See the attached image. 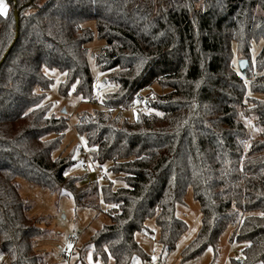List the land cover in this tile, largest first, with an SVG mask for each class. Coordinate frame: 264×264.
Instances as JSON below:
<instances>
[{
	"label": "trees",
	"instance_id": "trees-1",
	"mask_svg": "<svg viewBox=\"0 0 264 264\" xmlns=\"http://www.w3.org/2000/svg\"><path fill=\"white\" fill-rule=\"evenodd\" d=\"M6 2L0 15V264H51L36 250L44 228L29 215L19 178L68 195L77 206L96 209L100 196L109 205L110 222L77 248L79 261L88 251L104 263L148 260L136 234H155L149 219L163 250L174 251L188 229L177 205L192 187L201 228L181 250V264L209 248L215 261L230 225V240L246 242L237 263H264V0ZM90 20L105 42L93 57L103 83L116 87L109 92L97 93L100 82L90 67ZM235 54L248 58L245 74ZM53 70L63 74L60 95L101 106L79 112L75 130L98 172L109 164L122 181L116 189L110 180L90 182L95 168L74 170L83 147L59 151L69 119L47 99ZM136 105L135 116L125 114ZM249 122L258 129L253 138Z\"/></svg>",
	"mask_w": 264,
	"mask_h": 264
},
{
	"label": "rangeland",
	"instance_id": "rangeland-1",
	"mask_svg": "<svg viewBox=\"0 0 264 264\" xmlns=\"http://www.w3.org/2000/svg\"><path fill=\"white\" fill-rule=\"evenodd\" d=\"M37 1L38 3H43L46 0ZM86 25L94 32V38L88 43L91 70L95 78L99 80V84L102 86L103 91H112L116 87L103 83V75L99 72L93 57V54L99 51L100 48L104 46L105 42L97 36L96 23L94 20L88 21ZM262 44L263 42H260L259 44L255 43L253 45V56L259 52ZM241 58L248 59L245 56L235 54L234 64L237 68L238 60ZM48 73L54 78V82L47 92V99L52 102L54 111L56 113H60L63 109H65L69 119V127L62 139V146L59 151H64L66 154L74 146L86 148L84 139L79 136L75 130L77 114L82 110H92L101 108V106L94 102H82L74 94H70L69 96L60 95L58 92V86L63 79V74L57 70L49 71ZM155 89L158 92L161 91L159 88ZM138 106L140 105L129 108L125 111V114L129 117L135 116ZM247 127L252 138L255 137L258 133V129L250 122L247 124ZM59 151H56L55 155H57ZM76 157L79 160L81 159L80 149L77 151ZM76 168H74V170L78 172V167ZM92 168L94 169L95 167L92 165ZM90 178H92V180L98 178L100 186L107 183L109 180L113 182L115 189L123 185L122 181L109 171V164H105L99 170V172L95 168V171L91 174ZM18 182L20 184L21 194L27 199L31 207L29 210V215L33 218L39 217V225L44 228V232L37 239L36 250L38 253H40L41 257L45 261H47L46 259L50 256H57L65 250L69 252L68 255H70V253H72L74 250L78 255L77 248L86 242L96 230L102 228L103 225L110 222L109 217L105 213L109 208V205L104 202L101 196L99 198V207L96 209L77 206L74 200L68 195H62L58 197L57 195L51 194L48 189L37 185H32L22 178H19ZM177 215L187 222L188 229L180 238L175 250H177V248L179 249L181 245H186L188 242L194 239L201 228L202 212L198 201L194 198L192 187H189L187 190L185 202L177 205ZM147 226L153 230L158 229L154 219L147 220ZM232 232L233 226L230 225L222 234L219 243L218 256L215 261H213L214 254L212 249L209 248L203 253L202 256L205 258L208 264L210 262H212V264H238L237 261L242 258V250L246 246V242L231 241L230 237ZM69 234L75 238H68ZM137 236L140 241H143V235L141 232H139ZM145 238L147 239L146 241L151 244L155 238V235H147ZM90 252L93 257L92 251ZM150 252L154 253L153 250ZM3 259L4 256L0 248V262ZM59 260V264L67 263L66 259ZM50 263L56 264L55 262ZM256 264L264 263L260 262Z\"/></svg>",
	"mask_w": 264,
	"mask_h": 264
},
{
	"label": "crops",
	"instance_id": "crops-1",
	"mask_svg": "<svg viewBox=\"0 0 264 264\" xmlns=\"http://www.w3.org/2000/svg\"><path fill=\"white\" fill-rule=\"evenodd\" d=\"M5 3L7 5V2L5 0ZM155 238L154 240L151 242V244H149L146 240L145 237H147V235H145L144 233H142V238L143 241H140L138 239V236L136 234V238L139 242V244L141 245V247L144 249V251L146 253H148L150 255L148 260H143L141 257L136 256L133 261L132 264H181V257H180V253L181 250L189 243H187L186 245H181L180 248L177 250H175L174 252H168L163 250L162 245L159 243L158 241V234H159V229L155 230ZM183 236V235H182ZM181 236V237H182ZM180 240V239H179ZM179 242V241H178ZM178 245V243H177ZM153 250L154 253H151L150 251ZM58 256V255H57ZM48 256L49 258H47V261L50 262H55L57 264H59L60 262V258L59 256ZM66 259V264H114L113 260H109L108 262L104 263L101 262L99 260H93L92 254L89 251L85 256L83 261H79L78 260V255L76 254V251H72V253H70V255H67ZM182 264H208L207 261L205 260V258H203V256H200L198 258H195L193 260L184 262ZM209 264H212V262H210Z\"/></svg>",
	"mask_w": 264,
	"mask_h": 264
},
{
	"label": "built area",
	"instance_id": "built-area-1",
	"mask_svg": "<svg viewBox=\"0 0 264 264\" xmlns=\"http://www.w3.org/2000/svg\"><path fill=\"white\" fill-rule=\"evenodd\" d=\"M95 84H98V79L95 80ZM97 93L102 92L103 88L102 86L98 85L97 86ZM145 92V88H142L140 92H137L135 94V97H138L141 93ZM78 170H88V171H93L94 169L92 168V164H91V158L88 152L87 147H83V151H82V160L80 161V164L78 165ZM72 172L71 170L66 171L65 174L70 175ZM92 181V179H90V182ZM68 238L70 239H74L75 237L72 236L71 234L68 235ZM69 254V252L67 250L63 251L62 253H60L58 256L60 259H65L67 257V255Z\"/></svg>",
	"mask_w": 264,
	"mask_h": 264
},
{
	"label": "water",
	"instance_id": "water-1",
	"mask_svg": "<svg viewBox=\"0 0 264 264\" xmlns=\"http://www.w3.org/2000/svg\"><path fill=\"white\" fill-rule=\"evenodd\" d=\"M17 37H18V35L16 36V39H17ZM248 65H249L248 59L241 58V59L238 60V68H239V70H240V72L242 74H245L246 73V68H247ZM62 112L65 113L66 110L63 109Z\"/></svg>",
	"mask_w": 264,
	"mask_h": 264
},
{
	"label": "snow or ice",
	"instance_id": "snow-or-ice-1",
	"mask_svg": "<svg viewBox=\"0 0 264 264\" xmlns=\"http://www.w3.org/2000/svg\"><path fill=\"white\" fill-rule=\"evenodd\" d=\"M7 13V5L4 0H0V15H6Z\"/></svg>",
	"mask_w": 264,
	"mask_h": 264
}]
</instances>
